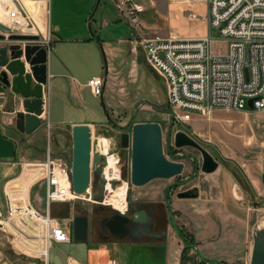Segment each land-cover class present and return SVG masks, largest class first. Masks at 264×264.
Segmentation results:
<instances>
[{
  "label": "rangeland",
  "instance_id": "374dc122",
  "mask_svg": "<svg viewBox=\"0 0 264 264\" xmlns=\"http://www.w3.org/2000/svg\"><path fill=\"white\" fill-rule=\"evenodd\" d=\"M81 1L85 3V0ZM139 2L148 8H152V3H154L157 5L154 8L159 9L165 16L170 17L171 15L168 0H139ZM57 3L58 0L53 1V6H56ZM105 7L106 12L103 17L110 23V26L104 30L103 38L113 41H128L132 37L134 38L133 31L130 28L121 22H117L111 4L107 2ZM94 12H96V8H94ZM186 14L188 16V12ZM95 19L98 24H94V28L98 30L103 18H100V13H97ZM35 32L33 31V35H37ZM15 33L22 34L21 32ZM211 35L214 38L219 37L218 32L214 29L211 30ZM121 46L123 47L122 50L114 49L109 54V71L106 76L103 95L105 106L111 119L116 124L126 127L139 102L149 101L157 105H166L167 88L161 78L145 62L141 65L138 64L137 59L142 57L140 50H138L137 54H133L131 49L133 44L124 43ZM212 49L215 53H225L226 45L224 43H215ZM101 58L105 68L103 54ZM104 74L105 69L103 70V76ZM134 123L160 124L163 130L165 156L171 162L183 163L185 170L179 177L168 180L156 179L143 187H135L131 183L129 185L123 183L118 185L113 191H117L120 188V190L127 192V195L129 193L131 198L129 204L139 203L148 207H157L162 219H160L161 222L158 225L166 228L168 233L165 245L171 243L174 247H178L177 249L179 250L182 249V246L184 249V244L176 239L174 228L172 226L165 227L163 223L169 217L167 198L171 200L172 213L181 235L183 233L185 236H192L191 232L194 234L192 239H190V244L200 246L204 243L202 234L208 230L206 218H215L216 227L225 229L226 232L231 234L222 238L221 242H215L211 245L204 243V251L208 252L210 250L213 254H221V252L225 251L229 256L233 257V262L239 263L238 258L236 257L237 259H235L234 256L239 257L240 249L245 246H253L254 230L256 226L264 222L263 220L259 223L264 217V185L262 184V176L264 175V113L250 114L215 110L207 116H191L190 120L178 123L173 128V133H185L217 161L219 168L212 174L202 172L203 154L196 148H176L175 157L168 154L166 147L171 124L169 115L157 112L150 106H143L139 109ZM181 125L189 128L190 132L184 131L180 127ZM92 130L95 145L97 142L105 141L107 148L113 147L111 142L114 140L111 137L118 136L121 131L113 127L106 118L100 127H95ZM43 144H45L43 150L35 149L40 155L39 159L45 160L48 153H50L54 158L62 159L68 164L72 163L73 138L71 131L66 128L50 129L44 126L39 131L36 139H33L32 143L26 144V146L34 149ZM113 166L114 162L112 161L106 172L108 173ZM111 173L109 172L108 177H111ZM129 176L131 177V171ZM98 180V177L93 176L88 197L71 203L76 208V216L89 217V240H93L94 245L97 247L104 243L98 237L101 231V220L105 215H112L116 212L108 205L109 202L106 200V196L105 204L108 206L99 204V198L102 195H106V189L102 192V187L99 185ZM226 181L231 186L232 195L236 194L241 200L236 202L240 204L243 202V209L251 215L250 226L241 227L233 220L222 222L217 218V216L225 212L220 199V187ZM175 184L177 185L174 190L166 193ZM195 186L200 189L198 199L180 200L177 197L179 193ZM39 191H41L39 195L43 197L44 193L42 192H44V189L39 187ZM35 205L39 208L44 207L41 202H35ZM96 208L99 209L97 212ZM100 208H105L104 212ZM4 210V200L0 198V217L4 215ZM129 210L130 208L124 213H129ZM235 233H238V235H235ZM70 235H72L73 239V231ZM81 244L74 240L72 245L53 244L49 250V263L67 264L68 255L79 256L80 259H83L75 250ZM166 255L165 247H159L155 250L141 247L137 253L129 255V260L133 262L136 259L137 264H168L169 261L166 260ZM100 260L102 262L106 261V259ZM205 261L199 259L195 252L191 253L190 250L184 252L182 258V264H216L212 261ZM0 264H46V262L34 255L17 250L14 247L10 230L0 228ZM221 264L226 263L222 262Z\"/></svg>",
  "mask_w": 264,
  "mask_h": 264
},
{
  "label": "built area",
  "instance_id": "2783aa9c",
  "mask_svg": "<svg viewBox=\"0 0 264 264\" xmlns=\"http://www.w3.org/2000/svg\"><path fill=\"white\" fill-rule=\"evenodd\" d=\"M168 1L204 5L209 27L207 36L204 39L149 36L141 24L146 12L142 5L134 0H111L119 18L133 31L143 61L165 83L167 106L175 113V121L184 123L191 116H207L215 110L264 113V0ZM0 6L8 13L13 26H31V18L24 12L21 0H0ZM188 16L201 18L190 10ZM212 29L218 32V38L212 37ZM41 42L49 54L51 38ZM215 43H224L226 52L215 53L212 49ZM104 86L103 77L88 82L95 98L103 96ZM250 101L253 109L249 108ZM45 126L51 127L49 120ZM109 150L103 142H97L92 149V160L100 156L104 166L102 175L118 180V160L110 157ZM112 161L114 166L107 173ZM16 166L17 173L3 185L5 210L0 224L10 230L14 247L33 249L31 255L47 264L53 244L72 242L69 231L53 218V204L85 198L73 191L71 164L50 153L43 161L18 157ZM108 184L113 183L107 180ZM39 187L44 189V197L40 196L42 208L35 205L34 196L41 192Z\"/></svg>",
  "mask_w": 264,
  "mask_h": 264
},
{
  "label": "crops",
  "instance_id": "0c3cea01",
  "mask_svg": "<svg viewBox=\"0 0 264 264\" xmlns=\"http://www.w3.org/2000/svg\"><path fill=\"white\" fill-rule=\"evenodd\" d=\"M53 1L57 0H21L24 12L31 18V26L27 28L22 25L18 30L14 29V32L30 35H33V31H36V36H39L41 41L48 37L51 38L52 50L48 54L47 62L49 78L48 84L43 87L44 113L41 117L42 128L45 126L46 120L51 123L50 129L66 128L68 130L69 126L73 128L74 125L78 124H89L91 129L100 127L106 118L102 104L104 95L102 98L96 99L88 87V82L93 78L103 77L106 84L107 75L102 63V54L106 57L108 64L110 52L114 49L122 50L121 44H133L131 48L133 54H137L138 50H140L139 45L133 41V37L128 41H113L103 38L104 30L110 26V23L103 17L106 12L105 5L107 2L113 7L117 22L125 24L117 15L111 0H85V3L81 0H58L56 6H53ZM134 1L146 9L145 14L141 18V24L149 36L204 39L209 32L204 5L171 4L168 1L171 13L170 17H168L163 12H160L159 9L154 8L157 6L154 3H152V8H148L139 0ZM94 8H96V12L93 13ZM189 10L198 13L201 18L188 17L186 12ZM97 13H100V18H103L98 30L94 28V24H98L95 19ZM125 25L130 28L127 24ZM139 58L142 59V57ZM104 69L105 74L103 76ZM21 103L22 100L12 94L0 82V198L2 200L4 183L17 173L16 161L18 157L25 160H43L39 159L40 155L36 150H43L45 144L39 145L34 149L26 146V144H31L33 139H36L42 128L35 134L27 136L18 132L15 127L16 115L24 111ZM102 142L106 143L105 141ZM93 146H95V142L92 130V149ZM262 184L264 185L263 179ZM34 197L35 202L42 201L40 195H35ZM220 199L225 210L224 214L217 216L220 221L233 220L241 227L250 226L251 215L243 209V202L242 204L236 202L241 200L236 194L232 195L231 186L227 181L220 187ZM70 205L71 203L53 204L52 216L58 219L69 233H72L73 221L77 216L75 215V206L71 205L70 207ZM206 219L208 230L202 234L204 243L211 245L215 242H221L222 238L228 235L230 236V232L216 227L215 218L207 217ZM263 220L264 217L259 223ZM191 235L193 236L194 234L191 232ZM235 235H238V233H235ZM176 239L184 244L177 233ZM72 242L57 245H72ZM204 243L200 246L193 245V247L188 249L184 245V249L182 246V249L179 250L177 249L178 247H174L171 243L165 245L166 239L162 242L142 240L135 242L128 238L104 242L97 247L94 245L93 240H89L88 235V240L75 249L83 259H80L79 256L68 255L67 264H110L111 261H115L117 264H137L136 259L133 262L129 260V255L137 253L141 247H148V249L152 250L165 247L168 264H182L185 250H190L191 253L195 252L201 260L212 261L216 264L218 262L220 264L222 262L226 264L251 263L253 246H245L240 249L239 257L234 256L235 259L238 258V263L233 262V257L229 256L225 251L221 252V254H213L210 250L208 252L204 251ZM17 250L29 255L34 253L30 252L33 250L30 248L28 250L26 248H17ZM100 259H106V261L102 262ZM47 264H50L49 257Z\"/></svg>",
  "mask_w": 264,
  "mask_h": 264
},
{
  "label": "water",
  "instance_id": "95a60500",
  "mask_svg": "<svg viewBox=\"0 0 264 264\" xmlns=\"http://www.w3.org/2000/svg\"><path fill=\"white\" fill-rule=\"evenodd\" d=\"M48 56V51L39 36L15 33L14 29L0 22V82L12 94L22 100L21 105L24 111L16 115L15 127L18 132L27 136L35 134L42 128L43 87L48 84L49 78ZM104 59L107 75L108 64L105 56ZM138 64H142L141 58H138ZM102 104L106 119L113 127L124 132L121 136L120 147L132 149L131 184L133 186L143 187L153 180H168L184 173L185 165L183 163L171 162L165 156L161 125L158 123H134L139 109L143 106H150L157 112L169 115L171 125H173L175 113L168 108L167 104L157 105L149 101L139 102L126 127L116 124L111 119L103 98ZM248 105L249 108L253 109V101H250ZM68 130L72 131L73 137L70 175L73 191L77 196L86 198L90 194L86 193L91 188L92 177L103 174V160L100 156H96L92 160V129L89 124H78L74 125L73 128L69 126ZM176 140L178 149L193 147L202 152L203 165L201 170L203 173L212 174L219 168L217 161L185 133H178ZM91 162L93 170L91 169ZM262 179L264 183V175ZM111 186L113 189L117 187L116 184ZM199 196L200 190L196 186L177 195L179 199L189 200L198 199ZM129 203L130 196L128 193V208H130ZM99 204L108 206L105 204L104 195L99 198ZM130 209L133 212L132 219L115 210L117 215L109 220L106 226L107 219L103 220L102 227L104 230L110 231L113 237L118 240H124L126 237L135 242L141 241L144 237L156 241L163 240L167 232L164 231L162 235L156 234L153 218L145 210L139 208L137 204L132 205ZM150 212L153 213L154 210L151 209ZM173 226L178 236L181 237L175 222H173ZM0 228H2V224H0ZM88 235V216L75 217L73 221L74 241L84 243L88 240ZM250 264H264V222L256 226L254 230Z\"/></svg>",
  "mask_w": 264,
  "mask_h": 264
},
{
  "label": "flooded vegetation",
  "instance_id": "af4514ba",
  "mask_svg": "<svg viewBox=\"0 0 264 264\" xmlns=\"http://www.w3.org/2000/svg\"><path fill=\"white\" fill-rule=\"evenodd\" d=\"M109 122V121H108ZM178 123L175 121L173 125L170 124V130L168 132V137H167V147H166V150L168 152L169 155H171L172 157H175L176 155V137H177V134L178 133H173L172 130L173 128L177 125ZM184 131H187V132H190V129L187 128L185 125H181L180 126ZM130 132V131H128ZM124 132L123 131H120L119 135L118 136H115V137H111V139H113L114 141H112L111 143H113V147L111 146L110 150H109V155L110 157H114L118 160V166H117V169H118V180H115V179H108L106 177H104V175H101V176H96L99 178L98 182H99V185H101L102 187V192L104 191L105 189V185L107 184V180H110L113 184H116V186L120 185V184H123V183H127L128 185L131 183V177L129 176V172L131 171V166H132V149L129 148V149H122L120 147V141H121V136ZM163 147H164V143H163ZM164 153H165V148H164ZM186 157H188L186 155ZM104 167V166H103ZM102 167V169H103ZM127 172V174H126ZM177 184L171 186L167 191L166 193L174 190V188L176 187ZM104 187V188H103ZM106 196V195H105ZM170 198H167L166 199V202H167V210H168V218H166V220L163 221L165 227H168V226H173V222H175L174 220V215L172 213V204L170 202ZM130 202H131V198H130ZM134 205V203H131L130 204V208L131 206ZM139 208L145 210L148 215L150 217L153 218V222H154V232L158 235H162V233L164 231L167 232L166 228L164 227H159V223L161 222L160 219H161V216H160V211L157 207H153V206H146L144 204H137ZM102 210V212H104L105 208H100ZM153 209L154 212L151 213L150 210ZM99 209L96 208V212L98 211ZM129 213L125 214L127 217H129L130 219L133 218V212L131 211V209L128 211ZM115 215H117V212H114V214L112 215H105L104 218L101 220L100 222V234L98 235L99 239L101 241H104V242H109V241H112V240H118L117 238L113 237L112 233L110 231H105L104 228L102 227V222L103 220L107 219V221L105 222V226L107 225L108 221L111 220ZM172 215V216H171ZM173 217V218H172ZM162 220V219H161ZM176 224V222H175ZM177 225V224H176ZM178 228V226H177ZM175 230V228H174ZM179 230V229H178ZM176 231V230H175ZM177 233V231H176ZM182 236V235H181ZM129 237H126V239H128ZM181 238V237H180ZM130 239V238H129ZM166 239V236L163 238L162 241H164ZM142 241H148V242H158L156 240H153V239H149V238H146L144 237L142 239ZM162 241H159V242H162Z\"/></svg>",
  "mask_w": 264,
  "mask_h": 264
},
{
  "label": "bare ground",
  "instance_id": "6f19581e",
  "mask_svg": "<svg viewBox=\"0 0 264 264\" xmlns=\"http://www.w3.org/2000/svg\"><path fill=\"white\" fill-rule=\"evenodd\" d=\"M2 1L4 2L7 0H2ZM0 22L17 30L19 27L22 26V25L13 26L12 22L9 19L8 13L1 6H0ZM90 189L91 188L88 189L86 194L90 192ZM106 200H108L109 202L108 205H110L114 210H117L121 213H124L128 210L127 192L120 190V188L117 191H113V188L108 184L106 188Z\"/></svg>",
  "mask_w": 264,
  "mask_h": 264
},
{
  "label": "trees",
  "instance_id": "16d2710c",
  "mask_svg": "<svg viewBox=\"0 0 264 264\" xmlns=\"http://www.w3.org/2000/svg\"><path fill=\"white\" fill-rule=\"evenodd\" d=\"M190 239H192V236H190V235L185 236V234L182 233L181 240L183 241V243L187 249L193 247V244H190L191 243ZM185 252H186V250H185Z\"/></svg>",
  "mask_w": 264,
  "mask_h": 264
}]
</instances>
